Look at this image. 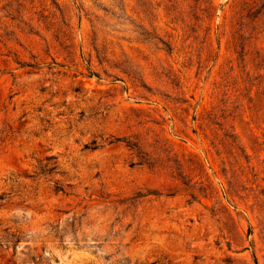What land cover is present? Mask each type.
I'll list each match as a JSON object with an SVG mask.
<instances>
[{
  "label": "rangeland",
  "instance_id": "obj_1",
  "mask_svg": "<svg viewBox=\"0 0 264 264\" xmlns=\"http://www.w3.org/2000/svg\"><path fill=\"white\" fill-rule=\"evenodd\" d=\"M0 264H264V0H0Z\"/></svg>",
  "mask_w": 264,
  "mask_h": 264
}]
</instances>
